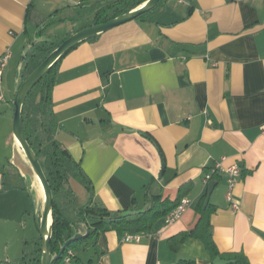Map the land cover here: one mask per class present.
I'll return each mask as SVG.
<instances>
[{
    "label": "crops",
    "instance_id": "0c3cea01",
    "mask_svg": "<svg viewBox=\"0 0 264 264\" xmlns=\"http://www.w3.org/2000/svg\"><path fill=\"white\" fill-rule=\"evenodd\" d=\"M119 1L0 0V56L10 53L0 105V264H18L24 243L38 241L28 195L34 203L43 196L9 113L20 56L59 37L52 25L37 36L48 19L75 21L61 26L66 39ZM153 12L77 44L60 60L51 93L55 139L80 163L92 201L109 211L142 209L150 196L190 205L172 225L158 219L138 242L100 234V255L91 240L71 250L69 264H212L198 240L174 248L169 240L194 227L204 171L222 159V169L237 164L242 174L233 211L227 176L217 172L209 197L213 241L221 253L241 251L249 264H264V0H165ZM73 194L74 207L87 203L83 187Z\"/></svg>",
    "mask_w": 264,
    "mask_h": 264
},
{
    "label": "trees",
    "instance_id": "16d2710c",
    "mask_svg": "<svg viewBox=\"0 0 264 264\" xmlns=\"http://www.w3.org/2000/svg\"><path fill=\"white\" fill-rule=\"evenodd\" d=\"M147 0H121L118 3L101 9L95 15V21L105 22L140 6ZM162 1V0H161ZM161 1L157 4L160 5ZM156 6V7H157ZM155 10L152 9L151 11ZM147 12L136 21L145 19L151 12ZM58 19H48L39 27L37 36L40 38L44 29ZM94 21V22H95ZM97 36V35H96ZM96 36L89 40H93ZM63 41V40H62ZM39 41L31 44L22 57L19 72L21 82L62 42ZM74 48V47H73ZM71 48V49H73ZM70 49V50H71ZM65 52L49 71L40 79L27 95L21 112L25 139L34 151L44 175L52 191V232L50 240L51 258L59 253L61 247L76 235L82 237L70 242L58 260L52 264H61L69 251L96 239L100 234L114 231L121 238L124 233L139 234L153 229L160 218L177 206L180 198L170 202L160 200L159 197H148L142 209L131 208L123 211H109L105 207L92 201V185L83 173L80 163L75 161L65 147L56 139L58 126L53 115L52 89L60 60L70 51ZM205 175L209 173L204 171ZM70 180L78 182L88 193V201L82 207H74V194L69 184ZM209 181L218 182L217 173L210 175ZM203 197L196 208L197 221L188 232L179 233L169 240V245L183 243L188 238L198 240L209 254L211 262L219 257L221 260L231 261L230 264H249L243 252L221 253L217 249L211 233V216L215 212L210 202L204 208ZM86 234V236H84ZM173 243V244H172ZM174 245V246H173ZM97 255H100L98 253ZM40 239L33 244L24 243L22 256L18 264H40ZM178 264H194L180 261Z\"/></svg>",
    "mask_w": 264,
    "mask_h": 264
},
{
    "label": "water",
    "instance_id": "95a60500",
    "mask_svg": "<svg viewBox=\"0 0 264 264\" xmlns=\"http://www.w3.org/2000/svg\"><path fill=\"white\" fill-rule=\"evenodd\" d=\"M161 0H147L140 6L128 11L127 13L121 14L115 18L107 20L102 23L93 22L91 26L84 28L66 39H64L59 46L54 49L24 80L21 82L19 88L17 89L14 99H13V118H12V130L13 136L18 143L21 151L23 152L35 178L38 181L39 186L41 187L43 194V208L42 214L39 219L36 218V226L40 238V249H41V258L40 264H52L62 255L64 250L70 244V242L82 237L81 235H76L71 240L67 241L59 250V253L51 258L50 252V240L52 232V202L53 196L50 189L49 183L44 175L42 167L30 147L29 143L25 139L23 132V125L21 119V112L23 103L33 89V87L40 81V79L49 71V69L57 62V60L68 50L75 47L77 44L87 41L93 38L96 35H99L103 32H106L114 27L125 24L127 22L135 20L137 17L151 11L154 9ZM25 178L22 177V181ZM216 182L209 181L207 183L205 200L203 207L205 208L209 202L210 194L215 187ZM29 200L34 211L35 204L33 196L30 194ZM86 236V234L84 235ZM231 261L221 260L219 257H216L212 264H230Z\"/></svg>",
    "mask_w": 264,
    "mask_h": 264
},
{
    "label": "built area",
    "instance_id": "2783aa9c",
    "mask_svg": "<svg viewBox=\"0 0 264 264\" xmlns=\"http://www.w3.org/2000/svg\"><path fill=\"white\" fill-rule=\"evenodd\" d=\"M181 1V0H179ZM10 58V53L7 51L3 55L0 56V105L5 102L4 94H3V73L6 68L7 62ZM224 159H222L223 161ZM222 161L217 163L215 167L210 171L207 175L204 177L205 183L209 182L210 175L212 173H217L219 171H223L227 176V193H226V200L229 203V207L233 211L238 210V204L232 197V191L236 184L239 182L241 178V168L237 164H232L226 169H222ZM190 205V201L187 198H182L180 202L177 204L175 208H173L171 211H169L166 216L164 217V222L166 225H172L178 220L181 219L182 215L186 212ZM140 234H129L124 233L122 237L120 238V241L123 243L127 242H138L140 240ZM73 257L72 252L69 251L68 254L64 257L63 263L69 264L71 261V258Z\"/></svg>",
    "mask_w": 264,
    "mask_h": 264
},
{
    "label": "rangeland",
    "instance_id": "374dc122",
    "mask_svg": "<svg viewBox=\"0 0 264 264\" xmlns=\"http://www.w3.org/2000/svg\"><path fill=\"white\" fill-rule=\"evenodd\" d=\"M165 0H162L161 1V3H160V5L162 4V2H164ZM160 5L159 6H157V7H155V9H157L158 7H160ZM154 11V10H153ZM153 11H151L150 13H149V15H152L154 12ZM77 22V21H76ZM82 22H84V21H81V23H79V24H82ZM75 23V21L74 20H60V21H56L55 23H53L52 24V26L53 27H56V28H54V31H53V33H55V34H57V35H59V37L58 38H53V39H49V38H43L42 40H46V41H50V42H60V41H62V40H64L63 38H65V37H62L61 35H62V30L60 29V28H63V27H61V26H65L64 28H68V26L69 25H71V24H74ZM79 26V25H78ZM23 53L21 54V56H20V60L22 59V57H23ZM18 72H20V71H18ZM17 77V78H16ZM20 84H21V80L19 79V73L17 74V72L15 71L14 72V75H13V78L11 79V81H10V86H11V88H12V95L10 94V95H8V97L10 96V103L8 104V106H10V111H9V113L11 114V122H12V118H13V99H14V96H15V93H16V91H17V89L19 88V86H20ZM2 88H3V83H2ZM5 88V87H4ZM15 90V91H14ZM15 92V93H14ZM3 93H4V90H3ZM30 167V166H29ZM28 174H32V170H31V168H29L28 169ZM36 179V178H35ZM21 180H22V178H21ZM70 182H71V184H72V190H73V193H76L77 192V190H79L80 188H82V186L78 183V182H76V181H74V180H70ZM41 192V191H40ZM42 193V192H41ZM32 196V195H31ZM34 200V199H33ZM30 201V200H29ZM30 204H31V202H30ZM35 204V209H34V211H33V209H32V205H31V207H30V213H29V217H30V220H29V222H30V225H31V227H32V229H33V233L34 234H36L37 235V239L39 240L40 238H39V234H38V230H37V226H36V218L37 219H39L40 217H41V214H42V208H43V196L40 198V201H39V203H37V202H35L34 203ZM61 264H63V263H61Z\"/></svg>",
    "mask_w": 264,
    "mask_h": 264
},
{
    "label": "bare ground",
    "instance_id": "6f19581e",
    "mask_svg": "<svg viewBox=\"0 0 264 264\" xmlns=\"http://www.w3.org/2000/svg\"><path fill=\"white\" fill-rule=\"evenodd\" d=\"M42 192V191H41Z\"/></svg>",
    "mask_w": 264,
    "mask_h": 264
}]
</instances>
